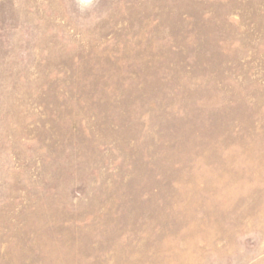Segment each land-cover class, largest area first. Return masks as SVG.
Returning a JSON list of instances; mask_svg holds the SVG:
<instances>
[{
  "label": "rangeland",
  "instance_id": "1",
  "mask_svg": "<svg viewBox=\"0 0 264 264\" xmlns=\"http://www.w3.org/2000/svg\"><path fill=\"white\" fill-rule=\"evenodd\" d=\"M0 264H264V0H0Z\"/></svg>",
  "mask_w": 264,
  "mask_h": 264
}]
</instances>
